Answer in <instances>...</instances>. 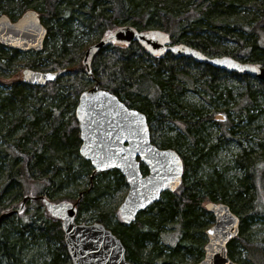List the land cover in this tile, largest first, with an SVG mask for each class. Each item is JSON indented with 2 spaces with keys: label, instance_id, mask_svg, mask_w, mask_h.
I'll use <instances>...</instances> for the list:
<instances>
[{
  "label": "trees",
  "instance_id": "1",
  "mask_svg": "<svg viewBox=\"0 0 264 264\" xmlns=\"http://www.w3.org/2000/svg\"><path fill=\"white\" fill-rule=\"evenodd\" d=\"M28 9L37 11L46 27L45 41L55 33L61 42L42 57L47 60L43 66L40 53L27 52L34 58L23 54L28 58L23 67L60 75L41 87L20 80L0 94V216L19 209L27 190L35 188L31 196L77 202V223L86 222L79 221L82 213L93 211V223L104 225L121 241L132 264H196L203 258L205 230L213 222L204 204L220 202L240 219L238 236L227 245L228 257L239 264H264V138L257 149L234 155L238 178L226 179L213 158L237 141V134L246 135L257 102H264V78L170 53L159 56L156 50L166 38L206 57H229L264 72V0H0V15L11 21ZM74 19L99 36L85 48L124 26L158 38L154 47L133 39L105 45L89 57L88 78L86 49L72 40L69 24ZM227 42L234 46L228 48ZM18 55L22 53L0 45V68ZM94 84L144 114L152 144L175 150L183 164L179 187L164 192L129 225L116 216L113 221L107 205L114 193L127 188L122 174L112 169L90 179L92 167L79 154L75 108L79 95ZM196 87L203 97H224L226 107L213 106L208 113L191 104L186 95ZM230 87L239 95L232 115ZM32 93L52 101L43 108V97L29 100ZM215 112L223 113V119L212 134ZM140 170L147 174L144 165ZM255 226L260 238L253 239L249 228ZM170 231L176 233L173 242ZM236 247L242 257L234 254ZM0 264H71L61 222L40 199L26 200L20 213L1 219Z\"/></svg>",
  "mask_w": 264,
  "mask_h": 264
},
{
  "label": "water",
  "instance_id": "2",
  "mask_svg": "<svg viewBox=\"0 0 264 264\" xmlns=\"http://www.w3.org/2000/svg\"><path fill=\"white\" fill-rule=\"evenodd\" d=\"M46 36L47 29L33 9L24 11L15 21L7 15H0V45L4 48L22 53L41 52ZM156 38V33H142L129 27L102 37L85 52V73L92 78L89 57L107 44L133 39L155 45ZM162 41L168 40L164 38ZM162 52L187 56L224 71L264 78L262 70L229 57H206L194 49L174 45L163 46ZM59 75L57 71L23 69L21 82L41 87L55 81ZM75 117L81 142L79 154L92 167L90 179L96 173L112 169L118 170L125 179L127 191L118 207L124 225L132 223L139 212L153 205L164 192H173L181 184L183 164L178 153L152 144L144 114L126 107L114 94L98 89L96 84L83 91L78 97ZM214 119L222 120L223 116L216 114ZM141 164L147 170L145 175L141 173ZM37 199L42 201L51 217L61 222L65 250L71 264H132L126 260V250L121 241L104 225L75 221L77 202L54 203L45 197L25 196L19 209L2 214L0 221L20 213L26 200ZM204 209L214 221L205 230L207 241L203 258L196 264H239L227 254V245L239 233V217L228 205L220 202H206Z\"/></svg>",
  "mask_w": 264,
  "mask_h": 264
},
{
  "label": "rangeland",
  "instance_id": "3",
  "mask_svg": "<svg viewBox=\"0 0 264 264\" xmlns=\"http://www.w3.org/2000/svg\"><path fill=\"white\" fill-rule=\"evenodd\" d=\"M77 16H79L80 18L85 17L84 14H81V13H78ZM48 24H50L52 27L55 26L54 22L52 21H48ZM69 26H70V30L72 34L74 35L72 40L77 41L82 50H84V48L90 44V41L92 42L95 39H99V36L97 35V33L85 27V25L81 23V20L74 19L69 24ZM125 27H129V26H125ZM60 42H61L60 38L57 35H55V33L46 39L45 50L38 52L40 53L39 55L41 57L40 58V62L42 64L41 66H43V64H47V60L42 59V57H44L46 53H48V51L53 52L55 48L58 49ZM226 46L228 48H232L234 44L231 42H227ZM23 54L25 55V53H22V55L16 56L15 59H12L9 62L4 61L2 63L3 67L0 68V94L5 95V93L9 91V86L11 84L21 80V72L23 71V69L26 68V67H23V64L28 59L27 56H23ZM28 56L34 58L33 54H28ZM217 57H222V56H217ZM230 89H231L232 97L227 102H228V106L230 110V115H232L234 112V106H235L234 103H237L239 101V95H238L237 89L233 87L232 88L230 87ZM64 91H65L64 93H66L65 88H64ZM202 93L203 92L201 91L199 87H196L195 89L191 91H188V94L186 95L187 101H189L191 104H197L200 107L202 106L204 109L208 110V113H212L214 111L213 106L219 107V108L226 107V106L224 107V105L226 104L224 97H222L223 99H221V101H217L215 99H212L213 97H210L207 94L203 97ZM39 97H43L44 99L45 103L42 105L43 108L45 107L47 103L52 101L51 98L48 96H39ZM39 97L35 96L32 93L30 95L29 100L36 102L35 99L37 100ZM210 102L212 103V105L210 104ZM257 104L259 107L258 108L256 107V109L253 111L254 118L252 119L251 122L247 124L246 135H242L239 137L237 134L235 138L237 141L229 142L227 149L219 150L218 153H216L213 156L215 164L217 163L220 168L224 169L225 171L224 175L226 179H233V178H238L241 176V171L232 168L234 155L236 153H239L242 149H250V148L257 149L259 142H261L264 138V112L261 110V108H263L264 106V102L258 101ZM214 114L222 115L223 113L215 112ZM215 121H217L216 124H212L209 126V130L212 131V134L217 132V130L220 128V124L218 123L220 120H215ZM171 133H173V131H171L170 134ZM35 191H36L35 188H30L29 190H27V193L25 194V196H31L33 193H35ZM126 191H127V188L125 190H119L107 200V205L112 212L113 221H116L114 216L117 217L116 219L121 220L118 214V207L123 201ZM108 207L106 208L108 209ZM263 207H264V200H263ZM113 212L114 213L116 212V213L113 214ZM94 218H95L94 212L87 211V212L82 213L81 217L79 218V221L85 220L86 224H91L93 223ZM212 224L213 222L211 223V225ZM249 231H250L249 236L252 237L253 239L260 238L259 229L257 226L249 228ZM170 232L172 233L171 241L173 242L174 241L173 239L176 237V233H173V231H170ZM206 241H207V238H206ZM234 254L240 257H242L243 255V253L241 252V249L237 247L234 249Z\"/></svg>",
  "mask_w": 264,
  "mask_h": 264
},
{
  "label": "flooded vegetation",
  "instance_id": "4",
  "mask_svg": "<svg viewBox=\"0 0 264 264\" xmlns=\"http://www.w3.org/2000/svg\"><path fill=\"white\" fill-rule=\"evenodd\" d=\"M124 28H125V26H124ZM129 28H130V27H129ZM123 35H125V34H123ZM124 37H125V36H124ZM122 39H123V38H122ZM146 45H147V46H152V47L155 46L154 44L151 45V44H147V43H146ZM172 45H173V44H170L169 41H167V42H163V41H162V43L160 42L159 44H157V45H156V50H157V53L159 54V56H163L164 54H166V53H163V52H162V47H163V46H172ZM174 46H178V47H182V48H184L183 46H180V45H177V44L174 45ZM88 48H89V47H88ZM88 48H85L86 51H87ZM92 53H93V52H92ZM168 53H169V52H168ZM178 53H179V52H178ZM170 54H172V53H170ZM175 56H178V57H179L180 55H175ZM181 57L189 58V57H187V56H181ZM89 64H90V63H89ZM84 72H85V70H84ZM85 74H86V73H85ZM86 75H87V74H86ZM87 76H88V75H87ZM88 78H89V76H88ZM94 85H95V84H94ZM94 85H93V86H94ZM93 86H92V87H93ZM90 88H91V87H90ZM90 88H88V89H90ZM98 89H99V88H98Z\"/></svg>",
  "mask_w": 264,
  "mask_h": 264
},
{
  "label": "snow or ice",
  "instance_id": "5",
  "mask_svg": "<svg viewBox=\"0 0 264 264\" xmlns=\"http://www.w3.org/2000/svg\"><path fill=\"white\" fill-rule=\"evenodd\" d=\"M253 71H255V69H253ZM141 207H143V205H141Z\"/></svg>",
  "mask_w": 264,
  "mask_h": 264
}]
</instances>
